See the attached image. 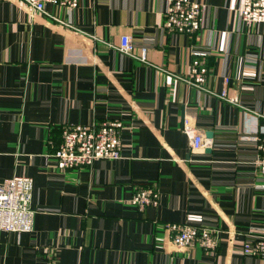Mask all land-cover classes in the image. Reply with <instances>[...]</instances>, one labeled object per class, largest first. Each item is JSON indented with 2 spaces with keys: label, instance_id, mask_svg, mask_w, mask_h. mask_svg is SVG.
Wrapping results in <instances>:
<instances>
[{
  "label": "crops",
  "instance_id": "0c3cea01",
  "mask_svg": "<svg viewBox=\"0 0 264 264\" xmlns=\"http://www.w3.org/2000/svg\"><path fill=\"white\" fill-rule=\"evenodd\" d=\"M170 1L0 0V182L30 177L34 211L32 230L0 231V264H264L242 251L264 227V23L243 0H191L201 28L168 31ZM194 58L231 101L176 77ZM104 119L122 122L120 157L58 168L60 126ZM144 186L158 203L139 210ZM170 222L213 229L216 248L175 246Z\"/></svg>",
  "mask_w": 264,
  "mask_h": 264
},
{
  "label": "built area",
  "instance_id": "2783aa9c",
  "mask_svg": "<svg viewBox=\"0 0 264 264\" xmlns=\"http://www.w3.org/2000/svg\"><path fill=\"white\" fill-rule=\"evenodd\" d=\"M32 11L44 13L45 5L76 7L79 0H22ZM200 4L191 0H171L165 12L164 27L168 31L193 34L201 28L199 20ZM240 16L245 24L264 23V0H243ZM123 53L132 54L129 36H121L116 46ZM134 56V55H133ZM145 58L144 49L139 55ZM202 60L190 61L184 74L176 75L188 85L208 91L219 98L229 99L225 90L214 92L206 87L207 69ZM264 117V113L262 114ZM119 119H104L91 123H64L60 126V142L50 153L55 164L61 169L90 166L96 159H117L120 157ZM258 155L255 159L257 170L264 174V135L256 136ZM32 180L28 176L14 175L0 182V231L24 232L33 228L34 211L30 207ZM139 210L156 206L158 195L151 186L140 187L129 199ZM175 246L184 247L197 243L204 249L212 250L217 246V235L213 229L199 227L189 222H170L165 225ZM245 254L264 256V227L254 237L242 245Z\"/></svg>",
  "mask_w": 264,
  "mask_h": 264
}]
</instances>
